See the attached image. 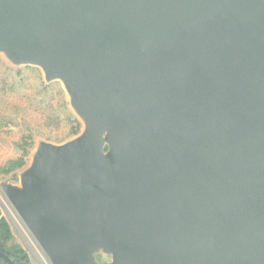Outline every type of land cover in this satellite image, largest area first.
<instances>
[{"label":"water","instance_id":"water-1","mask_svg":"<svg viewBox=\"0 0 264 264\" xmlns=\"http://www.w3.org/2000/svg\"><path fill=\"white\" fill-rule=\"evenodd\" d=\"M0 52L85 125L2 185L52 264H264V0H0Z\"/></svg>","mask_w":264,"mask_h":264},{"label":"rangeland","instance_id":"rangeland-1","mask_svg":"<svg viewBox=\"0 0 264 264\" xmlns=\"http://www.w3.org/2000/svg\"><path fill=\"white\" fill-rule=\"evenodd\" d=\"M19 69H22V71L19 72ZM0 75L8 77L9 83L13 87L14 94L20 93L21 95H26L31 99L36 98V106L41 111L40 114L34 111L30 114V116H28L23 110H20L19 113H16L10 106L7 105V103H0L2 105L0 106V162L9 157L18 155L20 151L14 145V141L20 139V135L28 126L33 131H38L42 127H44L43 122H41V117L44 113L52 112V110L56 111V114L63 119V121L60 123L59 128L52 129V136L58 135L60 141L47 139L44 136L37 137L29 155L28 162L20 170V172H22L30 165L39 141L43 140L55 144H61L79 136L82 133L85 126L84 122L75 113L71 105L70 96L64 89L62 81L54 80L51 82H47L41 69L39 70V72H32L24 65H15L7 58L4 53L1 52ZM41 81H44L46 83H54L57 88L55 89V91L52 89L44 90L41 86ZM58 89L63 90V95L68 101L67 106L63 105L61 96L57 91ZM10 99H12V96H10ZM70 113L77 117L81 122L80 131L75 135H70V132L73 131L76 126V122L73 119L74 116H72L70 119L67 118ZM2 116H7L12 121V123L6 126H2ZM24 121L26 122L25 124ZM20 172L18 181H13L11 177L0 176V207L2 210V214L7 218L12 226L14 232V240L26 249L34 264H52L40 243L28 229L24 221L21 220L22 218L20 219L21 216L19 215L13 203L10 201L2 186L4 182L20 185ZM96 259L102 264H107L111 261V256L110 254L106 253H97Z\"/></svg>","mask_w":264,"mask_h":264},{"label":"trees","instance_id":"trees-1","mask_svg":"<svg viewBox=\"0 0 264 264\" xmlns=\"http://www.w3.org/2000/svg\"><path fill=\"white\" fill-rule=\"evenodd\" d=\"M27 69H30L32 72H39V67L36 66H26ZM19 72L22 69L18 70ZM41 86L44 90L52 89L55 91L57 86L54 83H46L41 81ZM58 93L61 96L63 105L67 106L68 101L63 95V90L58 89ZM12 96V99H10ZM4 102L10 106L14 112L19 113L20 110H23L28 116L34 111L39 114L41 111L36 106V98H28L26 95H21L20 93L14 94L13 87L9 83L8 77L0 75V103ZM0 106H2L0 104ZM57 112L52 110V112L44 113L41 117V122H43L44 127L38 131H33L30 127H26L24 132L20 135V139L14 141V145L19 149L20 153L13 157H9L4 161L0 162V176L1 177H11L13 181H18L20 170L27 164L29 155L34 146L35 140L39 136H44L47 139L60 141L58 135L52 136L53 128H59L60 123L63 121L62 117L56 114ZM72 113H70L67 118H71ZM74 121L76 126L73 131L70 132V135L78 134L81 127V122L77 117L74 116ZM12 121L7 116H2L1 125L6 126L11 124ZM26 122L24 121V124ZM0 248L8 251L10 258L14 261L15 264H34L31 260L30 255L26 249L14 240V232L10 222L2 214L0 207ZM0 264H9L2 256H0Z\"/></svg>","mask_w":264,"mask_h":264},{"label":"flooded vegetation","instance_id":"flooded-vegetation-1","mask_svg":"<svg viewBox=\"0 0 264 264\" xmlns=\"http://www.w3.org/2000/svg\"><path fill=\"white\" fill-rule=\"evenodd\" d=\"M0 250L4 251L5 253H7V254L9 255L8 251H5V250L2 249V248H0ZM9 257H10V256H9Z\"/></svg>","mask_w":264,"mask_h":264},{"label":"bare ground","instance_id":"bare-ground-1","mask_svg":"<svg viewBox=\"0 0 264 264\" xmlns=\"http://www.w3.org/2000/svg\"><path fill=\"white\" fill-rule=\"evenodd\" d=\"M20 219H21V217H20ZM21 220H23V219H21Z\"/></svg>","mask_w":264,"mask_h":264}]
</instances>
